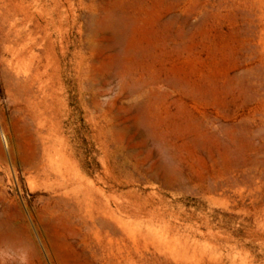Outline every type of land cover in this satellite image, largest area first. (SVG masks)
<instances>
[{
  "label": "rangeland",
  "instance_id": "rangeland-1",
  "mask_svg": "<svg viewBox=\"0 0 264 264\" xmlns=\"http://www.w3.org/2000/svg\"><path fill=\"white\" fill-rule=\"evenodd\" d=\"M34 2L0 0V21L68 16L47 55L71 44V164L12 158L29 133L0 60V264H264V0Z\"/></svg>",
  "mask_w": 264,
  "mask_h": 264
},
{
  "label": "bare ground",
  "instance_id": "bare-ground-1",
  "mask_svg": "<svg viewBox=\"0 0 264 264\" xmlns=\"http://www.w3.org/2000/svg\"><path fill=\"white\" fill-rule=\"evenodd\" d=\"M59 5L56 4L51 12L41 14L40 18L37 17L36 8L35 11H31L21 5L8 7L2 16L3 22L0 21L2 23V27L0 26V60L5 69L4 71L1 67L2 72L6 73V77L3 76L6 79L3 78V80H7L14 94V100H12L15 104L16 125L19 130L25 128L29 133V152L23 151L20 149V145L14 143L11 147L12 158L16 160L18 153L22 166L25 168L29 169L30 167L35 171L38 168L45 174L65 175L69 173L72 149L68 128L72 114L70 104L73 95H71L67 83L73 76L71 74L65 76L64 70L66 69L63 68L64 65L66 68L70 64L72 65V59L64 64L63 62L72 55L71 44L67 43L61 54L62 59H56L55 63H52L51 58L47 55L49 47L47 43L51 42L55 32L61 36L62 40L69 37L70 22L68 16L64 18L60 12ZM63 21L68 24V28L64 31H62V26L58 25ZM100 22L98 21L96 25L98 26V23L101 25L100 28L98 27L101 29V33L107 31L111 24L107 23L109 26L106 30L104 25L102 26V22L106 25L107 21ZM114 28L115 26L112 27V30ZM95 31L91 30L93 33H90L91 37ZM41 33L44 34L41 37L44 39L42 50L38 48L40 40L37 38V34ZM94 37L93 40H95ZM5 53L10 54L12 60L4 59ZM26 59H28V63L25 62ZM21 64L26 69L25 72L22 71ZM109 65L101 70L94 69L85 77L87 78V88L84 91L79 90V102L84 100L83 96H86L87 93L91 92L96 97L100 94L102 89L99 87V77L106 70L109 71V75L113 74L111 70L113 63ZM80 74L84 75L82 72ZM0 237L4 238L3 235Z\"/></svg>",
  "mask_w": 264,
  "mask_h": 264
}]
</instances>
